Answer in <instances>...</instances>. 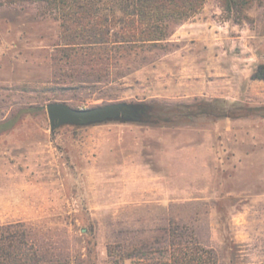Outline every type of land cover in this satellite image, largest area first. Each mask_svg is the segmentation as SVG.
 I'll return each mask as SVG.
<instances>
[{"label": "rangeland", "instance_id": "obj_1", "mask_svg": "<svg viewBox=\"0 0 264 264\" xmlns=\"http://www.w3.org/2000/svg\"><path fill=\"white\" fill-rule=\"evenodd\" d=\"M74 1L0 0V232L26 227L50 264H137L109 249L176 223L217 264H264V80L253 78L264 0H204L156 46L115 41L129 0H77L94 8L83 18L56 11ZM87 23L108 32L96 47L116 63L103 81L65 84L67 43ZM52 101L145 104L166 120L52 130Z\"/></svg>", "mask_w": 264, "mask_h": 264}, {"label": "trees", "instance_id": "obj_2", "mask_svg": "<svg viewBox=\"0 0 264 264\" xmlns=\"http://www.w3.org/2000/svg\"><path fill=\"white\" fill-rule=\"evenodd\" d=\"M203 1L129 0L127 7L120 9L129 20L121 28L120 35L118 34L122 39L115 41L127 44L140 42V46L150 44L156 46L166 38L169 20L189 18L202 6ZM224 1L228 7L237 6L239 10L253 4V0ZM77 2V0L71 2L69 7L58 6L56 11L64 15H77L76 18H83L86 17L87 11L94 9L92 5H89V9H85L86 7H82L85 5L84 2ZM66 30L69 29L66 28ZM106 34L108 32L99 30L96 24L87 23L80 33L76 31L70 35L79 39L71 40L66 46V50L71 54L66 56L64 63L66 69L60 75L64 76L62 79L65 84L95 83L106 79L110 68L117 60L116 56L109 52V47H96L108 42L105 39ZM253 78L264 80V63L257 66ZM138 106L142 122L155 123L166 120L159 112L150 113L147 105L138 104ZM186 108L188 106L177 105L174 108L176 116L188 117ZM161 231V235L142 243L133 251H128L131 245H124L120 246L118 251L109 249V254L117 262L127 258H136L138 259L137 264H217V254L214 250L204 247L187 226L170 223ZM29 238H31L30 231L22 225L18 228L14 225L2 228L0 264H50L51 259L40 249L34 250L33 247L26 245Z\"/></svg>", "mask_w": 264, "mask_h": 264}, {"label": "water", "instance_id": "obj_3", "mask_svg": "<svg viewBox=\"0 0 264 264\" xmlns=\"http://www.w3.org/2000/svg\"><path fill=\"white\" fill-rule=\"evenodd\" d=\"M51 129L63 125L88 126L109 121L140 122V107L136 103L115 101L87 108L74 107L66 101L46 105Z\"/></svg>", "mask_w": 264, "mask_h": 264}]
</instances>
